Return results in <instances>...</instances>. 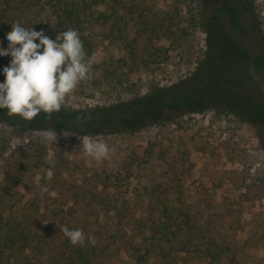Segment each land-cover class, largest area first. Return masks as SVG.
<instances>
[{"label":"rangeland","instance_id":"374dc122","mask_svg":"<svg viewBox=\"0 0 264 264\" xmlns=\"http://www.w3.org/2000/svg\"><path fill=\"white\" fill-rule=\"evenodd\" d=\"M227 2L239 8L243 28L239 37L229 14L219 11ZM142 4V20L147 23L143 28H168V33L162 38L163 55L133 75V81L140 79L141 92L148 93L152 86L194 80L221 40L227 61L199 82L204 95L198 92L186 114L173 122L131 135L90 136L110 148V156L100 160L79 149L78 136L60 134L57 142L45 143L43 135L0 124V200L18 206L34 202L60 210L71 221L121 220L127 240L153 208L158 209L157 218L165 208H187L198 225L192 233L194 249L180 250L173 256L175 263L264 264V0H143ZM47 16L41 21L46 22ZM137 22V15L130 14L126 28H137ZM108 28L98 24L89 28L98 36L99 63L106 57L126 56L121 41L107 37ZM4 82L1 73L0 83ZM211 84L216 86L214 93L206 90ZM117 100L115 93L97 92L86 83L78 85L62 107L86 110ZM49 156L54 166L47 162ZM49 168L54 173L51 180ZM44 187L49 192L42 193ZM51 191L59 196L51 197ZM115 208L123 210L122 218L114 215ZM105 209L112 211L107 215ZM46 219L53 221L54 215ZM206 249L211 254L201 255ZM135 251L123 245L120 251H111L108 264H136Z\"/></svg>","mask_w":264,"mask_h":264},{"label":"trees","instance_id":"16d2710c","mask_svg":"<svg viewBox=\"0 0 264 264\" xmlns=\"http://www.w3.org/2000/svg\"><path fill=\"white\" fill-rule=\"evenodd\" d=\"M129 2L132 4L129 5ZM142 2L143 0H0V47L8 48L6 34L12 30V23L15 22H20L25 27L32 26L36 31L43 30L53 41L68 28H74L80 33L87 55L95 54L96 57L91 78L79 85L88 83L97 92L115 93L118 98L115 104L106 107L86 110L61 107L50 119L41 112L31 121L22 120L19 116L9 117L7 109H0V124L20 126L40 135L52 131L57 135L68 134L83 138L131 135L152 126L173 122L179 115L186 114L185 111L194 98H198L196 94L200 91L197 86L199 82L211 70L226 64L227 55L225 56L223 42H215L212 49L214 53L205 60L203 69L194 80L182 85L152 86L148 93H142L139 83L141 80L133 81L132 77L143 73L156 57L163 55L162 38L168 31V28H143L147 23L141 16L144 12ZM99 8L104 11H99ZM241 8L248 11L247 5H242ZM219 11L229 14V20L235 27V36L239 37L243 29L238 20L239 8L227 2ZM45 14H48L49 19L42 22ZM130 14L137 15V28H126ZM94 24L109 27L107 37L121 41L126 51L124 58L113 60L106 57L99 63L98 36L89 29ZM205 30L211 33L209 28ZM240 52L246 60H250L244 49H240ZM10 60V56L0 55V74ZM214 87L216 86L211 84L206 90L214 93ZM89 113L92 117L90 121L77 122L78 117ZM111 211L105 209L103 212L108 215ZM113 211L117 217L122 218L124 215L122 209L115 208ZM157 211V208H153L147 218L141 219L136 227V234L134 230L131 231L132 237L127 240L125 234H122L125 233V227L121 220L100 224L83 220L71 221L61 216L60 210L41 208L34 202L18 206L7 203L4 199L0 200V264H108L113 254L111 251H120L123 245L137 250L134 255L136 264H177L176 257H173L176 253L180 250L187 253L194 249L192 233L198 229L197 221L187 208H165L158 218L155 216ZM49 214L54 215L55 221L46 219ZM63 225L70 229H83L86 236L95 237V246L87 241L83 246H73L59 230V226ZM96 225L99 227H95ZM185 228L188 236L183 238ZM114 244H117L116 249H113ZM200 254L208 256L211 251L202 250Z\"/></svg>","mask_w":264,"mask_h":264},{"label":"clouds","instance_id":"9594fccd","mask_svg":"<svg viewBox=\"0 0 264 264\" xmlns=\"http://www.w3.org/2000/svg\"><path fill=\"white\" fill-rule=\"evenodd\" d=\"M8 48L0 47V55L10 56L8 66L3 69L5 82L0 83V109H7L8 116H19L31 121L41 112L50 119L53 113L61 110L65 98L82 81L91 78L95 54L88 56L84 51L80 33L74 28L62 32L53 41L43 30L36 31L32 26L25 27L20 22L12 23V30L6 34ZM39 40V43L36 41ZM2 44V41H0ZM91 114L77 118V122L90 121ZM45 143L57 142V133L49 131L43 137ZM83 153L93 159H106L110 148L106 143L90 136L80 139ZM47 162L54 166L51 156ZM52 168L47 171L49 180L53 177ZM42 193L49 192L44 187ZM57 198L59 193L51 191ZM73 246H83L85 242L95 246V237L86 236L83 229H70L59 226Z\"/></svg>","mask_w":264,"mask_h":264}]
</instances>
